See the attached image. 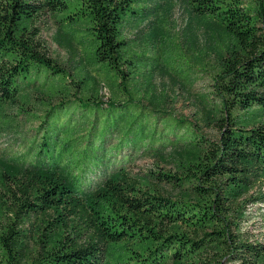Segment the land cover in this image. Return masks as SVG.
I'll list each match as a JSON object with an SVG mask.
<instances>
[{"label":"trees","instance_id":"1","mask_svg":"<svg viewBox=\"0 0 264 264\" xmlns=\"http://www.w3.org/2000/svg\"><path fill=\"white\" fill-rule=\"evenodd\" d=\"M149 1L0 0V112L28 89L63 110L48 152L0 158V264H264L241 231L264 202V0H186L225 38L214 139L153 101L158 57L126 34ZM47 16L80 44L72 70L50 55ZM169 150L172 170L129 173Z\"/></svg>","mask_w":264,"mask_h":264},{"label":"rangeland","instance_id":"2","mask_svg":"<svg viewBox=\"0 0 264 264\" xmlns=\"http://www.w3.org/2000/svg\"><path fill=\"white\" fill-rule=\"evenodd\" d=\"M145 7L144 17L128 26L126 34L138 52L158 57L148 61L152 64L153 101L160 108L191 120L205 136L216 138L218 113L212 94V77L226 55L223 32L216 24L198 16L186 0H151ZM40 25L50 55L68 70L77 66L80 44L71 32L49 16L44 17ZM185 62L200 70L183 78L185 72L179 70ZM25 92H29L31 104H23L21 98L0 112L1 159L23 161L30 148L34 153L43 151L45 154L53 147V142H60L63 137L61 130L53 128L55 117L63 110L52 112L53 103H49L43 93L34 89ZM56 131H60L59 137L55 136ZM172 153L169 150L159 156H137L126 166L134 177L160 169L169 171L173 168ZM163 189L170 196L179 195L170 185H163ZM247 209L249 217L242 222L241 231L251 239L264 241V202L249 204Z\"/></svg>","mask_w":264,"mask_h":264}]
</instances>
